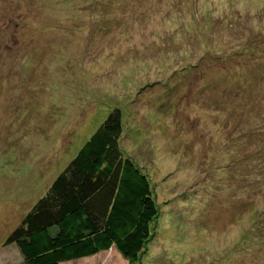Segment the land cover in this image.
Instances as JSON below:
<instances>
[{"label":"rangeland","instance_id":"374dc122","mask_svg":"<svg viewBox=\"0 0 264 264\" xmlns=\"http://www.w3.org/2000/svg\"><path fill=\"white\" fill-rule=\"evenodd\" d=\"M114 109L152 236L63 264H264V0H0V264Z\"/></svg>","mask_w":264,"mask_h":264},{"label":"trees","instance_id":"16d2710c","mask_svg":"<svg viewBox=\"0 0 264 264\" xmlns=\"http://www.w3.org/2000/svg\"><path fill=\"white\" fill-rule=\"evenodd\" d=\"M114 109L7 239L22 264H63L116 249L137 262L158 216L151 181L121 147Z\"/></svg>","mask_w":264,"mask_h":264}]
</instances>
